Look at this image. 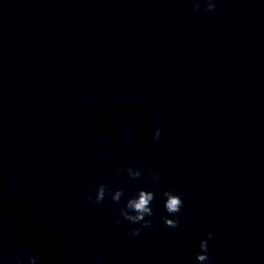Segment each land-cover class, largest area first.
<instances>
[{
    "label": "clouds",
    "instance_id": "obj_1",
    "mask_svg": "<svg viewBox=\"0 0 264 264\" xmlns=\"http://www.w3.org/2000/svg\"><path fill=\"white\" fill-rule=\"evenodd\" d=\"M216 8V4L214 0H207L206 3V10L211 12L214 11ZM200 9V2L199 0H196V3L194 4L193 11H199ZM161 137V131L157 129L154 134V139L159 140ZM118 171H124L123 168L118 169ZM127 174L132 179H138L142 175L139 170H134L132 167H128L126 169ZM153 181L159 180V172L157 171L152 176ZM111 193V198L114 202L119 203L121 197L124 195L123 189H117L115 192H111V186L106 184H100L98 185L96 189V195L95 199L93 200L91 196H89V202L90 203H101L106 194ZM163 197H165L164 201V208L170 215H175L181 211L183 200L181 199V196L179 194H174L172 191H164ZM155 193L152 191H148L145 189H141L138 191V193L130 197L124 208L119 209V215L122 216L125 220L132 222V223H139L143 221V224L140 228L132 230L130 233L132 236H138L140 235V232L143 228H150L151 221L145 220L146 216H152L153 215V209L151 207V204L153 200L155 199ZM164 223L166 226L171 228H176L179 226V220L163 217ZM116 224H120V220L117 219L115 221ZM208 239L213 238V234L209 232ZM200 248L201 252L197 254V261L200 262V264H204L208 260V241L207 240H201L200 241ZM16 264H23V261L20 257H16ZM28 264H37V259L35 256H32L28 259Z\"/></svg>",
    "mask_w": 264,
    "mask_h": 264
}]
</instances>
